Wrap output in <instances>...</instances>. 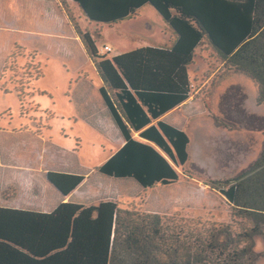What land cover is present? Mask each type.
Masks as SVG:
<instances>
[{
  "label": "trees",
  "instance_id": "16d2710c",
  "mask_svg": "<svg viewBox=\"0 0 264 264\" xmlns=\"http://www.w3.org/2000/svg\"><path fill=\"white\" fill-rule=\"evenodd\" d=\"M70 1L101 24L131 18L149 4L176 36L169 47L108 56L89 32L75 30L122 138L97 173L132 178L143 189L179 181V170L188 173L189 137L160 117L190 96V66L202 45L227 71L247 76L256 104H264V0ZM71 182L68 188L53 183L65 194ZM209 182L229 205L228 222L113 200L60 202L49 212L0 207V264H254V238L264 247V142L238 174Z\"/></svg>",
  "mask_w": 264,
  "mask_h": 264
},
{
  "label": "rangeland",
  "instance_id": "374dc122",
  "mask_svg": "<svg viewBox=\"0 0 264 264\" xmlns=\"http://www.w3.org/2000/svg\"><path fill=\"white\" fill-rule=\"evenodd\" d=\"M27 1L0 0V150L3 157L6 147H13L25 157L23 163L9 167V176L19 180L0 191V203L49 209L71 192L70 201L82 205L115 199L148 212L178 211L228 222L229 205L209 181L235 176L262 147L264 104L255 102L254 83L227 71L202 45L190 66L189 106H201L203 116L184 122L190 139L188 173L179 170L183 174L179 181L146 189L132 178L105 176L96 168L118 149L121 136L99 95L101 81L95 66L75 30L89 32L100 52L106 53L102 47L109 46L112 56L167 43V26L149 4L131 18L101 24L88 21L70 0H41L48 10L41 19L51 18L43 29L39 18L33 20L35 14L28 17L22 11ZM14 10L16 26L22 21L32 29L31 35L18 29L9 32L13 15L8 12ZM37 11L42 10H35L39 16ZM83 175L88 176L86 181L78 182ZM59 180L65 188L72 181L74 188L64 194L54 186ZM253 250L254 264H264L260 237L254 238Z\"/></svg>",
  "mask_w": 264,
  "mask_h": 264
},
{
  "label": "crops",
  "instance_id": "0c3cea01",
  "mask_svg": "<svg viewBox=\"0 0 264 264\" xmlns=\"http://www.w3.org/2000/svg\"><path fill=\"white\" fill-rule=\"evenodd\" d=\"M26 3H27L26 10H22V11L23 12L26 11V13L28 14V17H30V16L35 14L34 19L33 18H31V19L37 20L39 18L40 19V25L42 26V24H43L42 28L45 29L47 27V22H49L50 19H51L50 18L48 20V17H45L46 19L45 18L41 19V17H40L43 13H44V15H45L46 12L48 13V10H46V5H45L46 3L45 4L42 3L41 0H29V2L27 1ZM29 4L32 5V8H30L32 10L28 9V7H29L28 5ZM35 10H42V11H37V12H39V16L36 14ZM16 12L17 11H15L13 13L8 12L9 15H13V18H12L13 21H11L9 23V24H12L9 27V32H11L10 31L11 29H15V30L18 29L20 32L24 33L25 35H31L32 29L28 25H26L25 23H21L22 21L20 22L19 27L16 26L15 21H14V15H15ZM167 31L169 32L168 33L169 41L167 43H161V42L156 43L152 47H169L175 41L176 36L173 33V31L168 26H167ZM116 54H119V53H115V55ZM100 81H101V79H100ZM101 85H102V81H101ZM191 100H192V98L188 97L183 103H181L177 107L171 109L170 111H168L167 113L162 115L160 117V119L162 121H165L166 123L171 124L172 126L177 127V128H179V129L184 131L185 130L184 129V122L186 120L190 119L191 117L199 116V114L203 116V111L201 110V106L195 105V104H194V106L193 105L189 106V104H191V102H192ZM193 110H198V113L193 112ZM175 115H178V116H175ZM168 117H171V121H167L166 120V118H168ZM112 122L109 120V125L113 126L114 122L113 123ZM114 126H115V124H114ZM114 126H113V129L116 127V126L115 127ZM120 140H121V143H119V144L121 145L122 144V138ZM189 143H190V139H189ZM120 145H119V147H120ZM188 148H189V146H188ZM6 150H7V153L3 157H2V151L0 150V191L9 188V186H11L13 184V181H18L19 180V177L18 176H13V174H11V176H9V169H10L9 167H13V165L20 164V163H23V161H25V157L24 156L23 157L19 156L20 154L18 152H16V150L13 147L7 146ZM188 161H189V159H188ZM28 165L30 166V164H28ZM7 171H8V173H7ZM40 177H42V176H40ZM83 177L84 178L81 180L82 182L80 181L81 183L85 182L86 179L88 178V176H86V175H83ZM42 180H43V183H44L43 186L46 187L48 184L46 182L45 177ZM70 193H68L67 195L62 196L60 198V200L57 202V204L60 203V202H71L70 198H69L70 197ZM60 194H63V193H60ZM105 200H112V199H105ZM113 201H117V200L114 199ZM6 202H10V200H7ZM40 202H41V200H40ZM56 205H54L53 207H51L49 209L40 208L41 210H30V209L12 207L11 205H9L11 207H8V205L0 203V207L15 208V209H22V210H30V211H37V212H49V211L53 210L56 207Z\"/></svg>",
  "mask_w": 264,
  "mask_h": 264
},
{
  "label": "built area",
  "instance_id": "2783aa9c",
  "mask_svg": "<svg viewBox=\"0 0 264 264\" xmlns=\"http://www.w3.org/2000/svg\"><path fill=\"white\" fill-rule=\"evenodd\" d=\"M102 49L104 50V51H110V48H109V46H107V45H104L103 47H102Z\"/></svg>",
  "mask_w": 264,
  "mask_h": 264
}]
</instances>
